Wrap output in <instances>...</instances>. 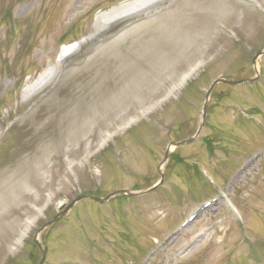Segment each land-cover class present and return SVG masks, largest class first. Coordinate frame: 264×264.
Instances as JSON below:
<instances>
[{
	"label": "rangeland",
	"instance_id": "1",
	"mask_svg": "<svg viewBox=\"0 0 264 264\" xmlns=\"http://www.w3.org/2000/svg\"><path fill=\"white\" fill-rule=\"evenodd\" d=\"M144 1L0 0V264H37L78 197L161 171L77 203L44 264H264V0ZM256 76L217 84L202 126L215 79Z\"/></svg>",
	"mask_w": 264,
	"mask_h": 264
},
{
	"label": "bare ground",
	"instance_id": "2",
	"mask_svg": "<svg viewBox=\"0 0 264 264\" xmlns=\"http://www.w3.org/2000/svg\"><path fill=\"white\" fill-rule=\"evenodd\" d=\"M153 1H155V0H146V1L142 2L141 5L146 6V5H148L149 3L153 2ZM132 10H134V8L133 9H130V10H127V11H124L122 13H119V14L115 15L114 17H118L119 15H123L124 13L130 12ZM78 47H79V45H73V46H69V47L63 48V50L61 52V55H60V60L63 57H65L69 52L76 50ZM56 70H57V67L54 68V69H52V70H50L48 73H46L40 79L39 86H41L42 84H45V83L49 82L50 80H52V78L54 77V74H55Z\"/></svg>",
	"mask_w": 264,
	"mask_h": 264
},
{
	"label": "water",
	"instance_id": "3",
	"mask_svg": "<svg viewBox=\"0 0 264 264\" xmlns=\"http://www.w3.org/2000/svg\"><path fill=\"white\" fill-rule=\"evenodd\" d=\"M220 81H223V82H226V83H229V84H239V83H244V82L252 81V80H243V81H236V82H234V81H229V80L218 79V80H216V81L212 84L210 90L207 92V96H206L207 99L209 98V96H210V94H211L212 89L214 88V86H215L218 82H220ZM204 111H205V113H206V111H207L206 106H205ZM187 141H189V140H187ZM178 144H180V143H176V145H178ZM167 155H168V153H167ZM122 193H127V190H122V191L116 192V193H114V194L108 196L106 199H108L109 197H111V196H113V195H115V194H122ZM129 195H133V194L129 192ZM92 198H94V199H96V200H99V201H101V202L104 201L103 199H100V198H98V197H93V196H92ZM51 223H52V222H50V224H51ZM43 253H45V252L43 251ZM44 257H45V256L43 255V258H42V260L40 261L39 264H42V263H43V261H44Z\"/></svg>",
	"mask_w": 264,
	"mask_h": 264
}]
</instances>
